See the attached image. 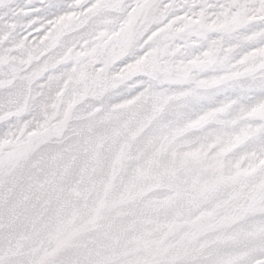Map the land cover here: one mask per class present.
Listing matches in <instances>:
<instances>
[{"label":"snow or ice","instance_id":"obj_1","mask_svg":"<svg viewBox=\"0 0 264 264\" xmlns=\"http://www.w3.org/2000/svg\"><path fill=\"white\" fill-rule=\"evenodd\" d=\"M0 264H264V0H0Z\"/></svg>","mask_w":264,"mask_h":264}]
</instances>
